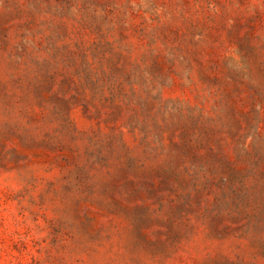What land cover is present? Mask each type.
<instances>
[{"label":"rangeland","instance_id":"374dc122","mask_svg":"<svg viewBox=\"0 0 264 264\" xmlns=\"http://www.w3.org/2000/svg\"><path fill=\"white\" fill-rule=\"evenodd\" d=\"M0 264H264V0H0Z\"/></svg>","mask_w":264,"mask_h":264}]
</instances>
